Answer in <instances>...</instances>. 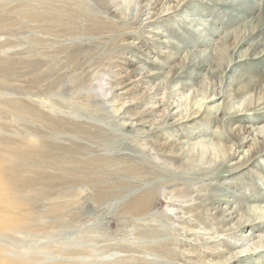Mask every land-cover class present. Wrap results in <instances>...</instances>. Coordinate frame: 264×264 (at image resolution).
<instances>
[{"label": "rangeland", "instance_id": "obj_1", "mask_svg": "<svg viewBox=\"0 0 264 264\" xmlns=\"http://www.w3.org/2000/svg\"><path fill=\"white\" fill-rule=\"evenodd\" d=\"M141 1L0 0V200L13 220L0 223V264H223L234 252L239 258L225 264H264V247L249 252L258 231L244 227L215 238L219 233L209 231V214L216 208L205 205L195 218L182 209L191 206L183 200L199 195L205 202L220 197L213 203L223 210L249 206L264 212V149L247 155L248 143L238 149L232 144L254 129L264 133V105L226 119L236 107L264 101V0H151L134 15ZM74 41L91 42V50L103 56L85 76L81 66L90 60L60 53ZM162 51L169 57L160 56ZM187 61L192 69L206 65L197 77L205 84L214 77L215 89L226 91L228 110H205L182 121L186 107L202 103L196 89H179L176 81L155 92L158 81L145 77L158 64ZM81 73L86 81L76 89ZM243 84L248 90L234 97V88ZM162 100L173 105L144 115ZM49 116L67 123L66 130L44 124ZM136 119L145 125L135 126ZM92 125L89 132L107 135L103 141L86 137L85 126ZM39 137L45 140L41 147ZM27 139L39 144L30 148L29 170ZM186 140L197 144L171 173L156 152L175 146L180 153ZM223 143L235 152L230 159L223 160ZM51 146L80 148L79 163L54 166L36 152L50 155ZM206 151L210 156L203 163ZM100 157L106 160L94 166ZM195 164L216 168L212 174H184L198 169ZM148 167L160 171L164 184H155L157 197L148 208L135 207L134 195L152 180L128 169ZM92 169L95 175H89ZM120 181L129 187L97 198ZM176 188L188 196L179 197ZM236 221L229 220L231 227Z\"/></svg>", "mask_w": 264, "mask_h": 264}, {"label": "bare ground", "instance_id": "obj_2", "mask_svg": "<svg viewBox=\"0 0 264 264\" xmlns=\"http://www.w3.org/2000/svg\"><path fill=\"white\" fill-rule=\"evenodd\" d=\"M149 2H151V0H142L140 2L141 4L138 6L139 9L138 8H137L138 10L136 9L137 13L135 12L134 15H140L141 12H142V9L144 8V6H147L149 4ZM74 29H75V27L71 28V30H74ZM92 45L93 44L91 42H89V41H87V42L74 41V42L69 43L68 45L64 46L61 49L60 53H63L64 56L68 57L69 59L73 58L72 61H81L82 60L83 62H85L86 59H87V61L90 60L88 63H84L81 66V68H82L81 72L83 71L82 73L85 76V73L89 72V69L93 66L91 64L92 63L95 64L96 62H100L102 60V57H103V56H100L101 53L95 52L96 50H91L92 49L91 48ZM163 52H167V51H162V52H160L159 55L164 58L165 54H163ZM225 52H223V53L219 52L217 54L220 60H224ZM246 55L247 54H245V56ZM58 56H60V55H58ZM167 57H169V56H165V59ZM154 64H155V62H154ZM191 64L192 63L187 61L186 63L182 64L181 66H176V65L175 66H173V65L172 66H163L164 64L162 63V65L158 64V68H157L156 71H152V72L151 71H145L147 74L144 72V75L146 74L145 77H147V78L152 77L153 79L158 81V82H156V86L154 88L155 92H157L158 90H160L162 88H165L166 90H168L169 88H171V83L176 82V81L179 82V84H178L179 85L178 86L179 89H185V88L196 89V96L198 95V96L201 97L200 100H202V103L199 106H197L196 108L194 107V109H193L192 105H190L189 108L186 107L185 113L180 117L182 121L192 120L194 117H197V116L200 117L201 114H203V112L205 110L210 112L208 114H213L212 113V109L218 110L220 108V110L221 109L222 110H224V109L228 110L229 109V103L226 101V91L224 89H222V88L215 89V87H214L215 79L213 80L214 77H212L211 78L212 80L209 83H207V84L204 83L203 79H200V78L197 77L199 72H201L199 70H203L206 65L204 66L203 64H200L195 69H192L194 67ZM156 65H157V63H156ZM228 66L229 65H223V68H224L223 71L229 70ZM206 70L208 71L209 69H206ZM82 73H81V76H80L79 80L76 83V89L82 87L83 86L82 84L86 81V80L83 79L85 77L82 76ZM248 88H249L248 84L238 85V86H236V88H234L232 94H233L234 97H237V96L243 94L244 92H246L248 90ZM206 102H208L209 105H205L206 109L203 108L201 110L202 104L206 103ZM172 105L173 104H171V102H170V104H168V103H166L165 101L162 100L158 104V106L150 107L151 110L146 112L144 115H153L156 112V110H157L156 108H158L159 106H165L167 109H169V107L172 106ZM261 105H264V101L263 102H259V101L255 102V100H254L253 102L246 103V104L242 105L241 107H236V108H234L233 111L228 112V116H227L226 119H240L241 117H244L245 115H247V111L255 110V109H257V107H260ZM178 106L179 105H177V107ZM116 111L117 110H115V112ZM169 115H170V111H168L164 115V118H163L162 122ZM43 122H44V124H47L48 126H51L52 128L59 127L60 129L66 130V124L67 123L59 124L56 117L49 116L47 118H44ZM62 122H64V121H62ZM151 124H153V122ZM129 125H133V123H130ZM134 125L137 126V125H145V124H144V122H141V120L136 119V122H135ZM74 126L78 127V128L80 127L78 124H74ZM85 127H87L86 131H83V132H85L84 134H86V137L89 136L90 139H95V138H99L100 139V137L102 139L105 136H107L104 133L101 134V132L100 133L89 132V129L92 128L93 125L92 126H85ZM154 127H155V125H154ZM202 130H203V128H202ZM198 131H200V130H198ZM232 131H233V128H230V130L227 131L228 135L225 136V137H222L224 142H226V140H230V135H231ZM101 139L99 141H103ZM39 140H40L39 141L40 142L39 143L40 147H41L42 144L45 145V140L44 139H41V137H39ZM200 141L201 140H199V142ZM182 143H183L182 146L178 148V151L182 150L180 153H178L177 151L174 150L175 146L172 147L171 152H165V151H160V150L158 152H156V153L160 154L159 158L161 160L160 162L162 163V166L167 168L168 170H171V173H175V170H176L177 167L174 164L178 161L179 157L182 156L181 158H184L185 156H187L189 154V152L191 151V148L193 147V145L197 144V142L191 143L189 140L183 141ZM247 143H248V149L247 150L250 151V152L247 153V155L252 154V152L262 151L264 149V133H262L259 130L254 129V130L248 132L246 136L241 137V139L238 142H236V143L233 142L232 144L234 145L235 149H238L240 146L246 145ZM39 144H37V145L34 144L30 139L26 140L27 148H26V152L25 153H26L27 159H26L25 165H26L28 170L30 169L29 157H31L32 154H33V151H31L30 148L33 145H35L38 148ZM63 147L64 146H62V147L51 146V148L48 149V150H50L49 153H50L51 156L47 155L46 153L44 154V152H41L40 150L39 151L36 150V152L37 153L39 152L42 155H46V156L50 157L52 165H54V166L64 165V163H67V162H74V163L77 162V163H79V161L76 160L75 154H76V152L80 151V148L76 149V150H70V149H66V148H63ZM222 147L224 148V151H225V154L223 156V160L230 159L232 156H234L235 152L233 150H231L232 148L229 149L230 147L225 146V143H223ZM41 154H39V155H41ZM94 155H96V154H94ZM190 156H191L193 162L196 163V160H198V157H195L194 154H192ZM209 156L210 155L206 151L204 153V157L202 158L203 161H204L203 163H206L208 161ZM102 158L103 157H100V159L99 158H95L93 160L92 164L94 166H96L97 164L100 163V161L106 160V159H104V158L102 159ZM89 163H91V160H90ZM92 164H91V166H92ZM195 165L197 166L198 164H195ZM198 166H199L198 169H194V167H193L192 168L193 170H190L188 173L184 172V174H188L191 177L194 176L195 174H197V172L199 174H201V175H206L208 173L212 174V173H214L215 168H216V165L212 166V165H209V164L207 166H204V165H198ZM95 170L96 169H92L91 171H88L89 175H95L97 173ZM128 170L133 175H138V174L140 175L141 172H144L145 175L142 174V176H146L147 179H148V182L152 180V182H149L150 185L152 184L150 187L143 188L142 190L139 189L140 191L134 195V201L136 203L135 207L136 206H138V207L140 206V207H143V208H148L152 204V201L157 197V193L155 191V189L157 187L155 186V184L156 183H163V182H160L162 180V178L161 179L158 178L159 175L161 174L160 171L157 170V169H154V168H149V167L148 168H144V169L140 168V169H128ZM179 177H182L181 179H184V180L187 178L186 175H184V177H183V175H181ZM259 179H261V178H259ZM94 180L95 179H92L90 181L92 182ZM172 180L177 182L180 179H177L176 177H173ZM27 185H28V183H27ZM129 185L130 184L124 183L123 181H120L118 183V185L116 186V188H115L114 185L109 186V187H107V185H106L107 188L105 190H101L99 192V194L97 195V198H99L100 200L107 199L108 197H110L109 195H111V193L113 194L115 192V194H116V192H118V189H121L123 191L124 189H127L129 187ZM177 189L178 188H176L175 192H177ZM178 191L179 192H177V193H178L179 197H187L188 196L187 192L184 189H181V190L179 189ZM119 193H121V192H119ZM196 194L198 195L197 192H196ZM203 196H204V194H203ZM195 197H190V198L182 201V202H191V206H186V207L182 208L184 210V214L190 213V217H194L195 218L196 214H200L201 212H203V211H205L207 209V207H205V205H209V207L214 208V209L216 208L215 212L209 214L210 216H212L210 218V221H212V223L210 225L211 228L210 227H209L210 229L208 228L209 231H211V232L213 231L214 234H216V233L218 234L219 233V235L215 236V238L216 237H220V235L225 234V233H227L228 231H230L232 229L236 230V229H239V228L248 227V228H250L249 230H251V229L254 230L255 229L256 231H258L257 236L254 237L255 240L252 241V246L253 247L251 248V250L249 252L255 251L258 248H263L264 247V212L258 211L257 208H255V207L250 208L249 206L247 207L246 210H239L238 208L235 209V208H231V207H228L227 209L223 210L222 208H219V206H214V203H213L214 201L219 202L221 200V198L218 197V196L209 197L211 202L210 201L209 202H205L204 199H201L202 196L199 197V195L195 196ZM0 205H2L0 207V223L11 224V222L13 220L8 219V215H7L8 209L6 210V206H5V205H8V203L6 201H1L0 200ZM233 214H235V216H233ZM227 216H229V219H226ZM232 217H237V221L235 222L234 227H231V225L229 224V220ZM194 218L193 219H189V220L187 218L185 220H187L186 222H188V223H192L195 220ZM212 225H215L216 227L212 228ZM197 226H198L197 229L207 230V228H204L205 226H203L201 224H198ZM192 233H196V232H192ZM244 240H247V238H245ZM165 245L166 244H161L159 246H165ZM239 253L240 252L231 253L226 258V260H224L223 264H225V262H227V261L230 262L232 259L239 258ZM0 263H3V262H0ZM188 263L197 264V260H194L193 262L188 261ZM198 263H199V261H198Z\"/></svg>", "mask_w": 264, "mask_h": 264}]
</instances>
